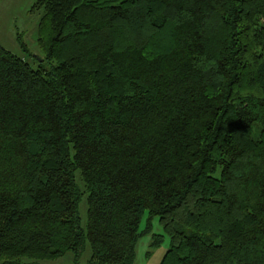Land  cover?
Wrapping results in <instances>:
<instances>
[{
  "label": "trees",
  "instance_id": "trees-1",
  "mask_svg": "<svg viewBox=\"0 0 264 264\" xmlns=\"http://www.w3.org/2000/svg\"><path fill=\"white\" fill-rule=\"evenodd\" d=\"M33 9L44 63L0 44V264H135L147 210L160 264H264V0Z\"/></svg>",
  "mask_w": 264,
  "mask_h": 264
},
{
  "label": "rangeland",
  "instance_id": "rangeland-1",
  "mask_svg": "<svg viewBox=\"0 0 264 264\" xmlns=\"http://www.w3.org/2000/svg\"><path fill=\"white\" fill-rule=\"evenodd\" d=\"M36 0H0V44L13 53L24 57L34 68L43 64L44 53L39 46V28L43 11L34 10ZM83 184L80 174L77 175ZM82 226L86 228L88 221L87 196L80 203ZM140 231L143 233L137 246L135 264H160L170 248V237L165 232L158 215L145 211ZM162 237L159 245H154L157 238ZM91 258L90 244L81 258V264H86ZM42 264H75V256L69 252L63 257L45 260Z\"/></svg>",
  "mask_w": 264,
  "mask_h": 264
}]
</instances>
